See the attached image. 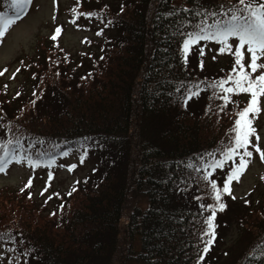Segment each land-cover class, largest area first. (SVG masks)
<instances>
[{
  "label": "trees",
  "instance_id": "obj_1",
  "mask_svg": "<svg viewBox=\"0 0 264 264\" xmlns=\"http://www.w3.org/2000/svg\"><path fill=\"white\" fill-rule=\"evenodd\" d=\"M5 1L2 11L8 8ZM92 1L98 5L105 2ZM237 2L122 0L116 6H94V14L120 28L117 41L111 40L99 56L96 52L85 53L83 62L82 56L77 59L64 53L61 58L54 56L48 64L38 65L41 68L35 72V80L41 89L35 92L39 95L34 104L33 99L17 108L19 100L13 102L5 88L0 90L4 137L33 145V156L45 154L40 157L41 165L50 156L56 158L75 148L82 152L87 149L88 154L96 147L106 149L111 145L109 155L115 156L113 163L104 162L75 184L70 199L58 197L60 203L50 210L49 221L40 224L37 215L22 208L20 225L4 239L21 242L42 264H116L117 252L123 264L127 263L126 255L134 260L133 264H211L204 255L202 260L197 258L208 237L204 236L203 241L200 238L207 215L201 211V199H196L206 189L211 196V188L187 165L202 164L201 157L209 159L205 153H218L234 135L239 106L229 110L232 105L218 98L221 89L210 85L235 73L232 69L222 78L219 74L209 78L190 72L187 67L192 60L187 58L186 64L182 63L179 53V29L187 18L195 21L196 12L218 11L221 6L227 8ZM185 7L191 9L190 17L179 12L165 19L169 11ZM204 79L212 80L207 84ZM197 86L199 94L207 93V99L201 107L204 112L194 119L185 111H192L196 105L185 107L182 101L187 90L196 91ZM181 95L182 113L171 117L170 109L177 106L174 104ZM226 115L231 116V122L222 131L219 121ZM134 131H140L139 141H135ZM131 138L136 152L133 167L125 163L120 168L117 164L123 159L122 153L128 156L125 149ZM95 139L104 142L95 146ZM195 173L198 180L193 178ZM165 177L170 178L167 185L158 183ZM131 186L144 195L145 201L137 202L128 222L123 223ZM177 187L184 190L177 191ZM40 210L45 212L44 208ZM161 231L163 236L156 234ZM244 231L247 239L251 229ZM257 233L258 229L252 230L254 237ZM248 247L240 264H264V230ZM217 257L214 253L212 258Z\"/></svg>",
  "mask_w": 264,
  "mask_h": 264
},
{
  "label": "rangeland",
  "instance_id": "obj_2",
  "mask_svg": "<svg viewBox=\"0 0 264 264\" xmlns=\"http://www.w3.org/2000/svg\"><path fill=\"white\" fill-rule=\"evenodd\" d=\"M95 1L97 3L101 2V0ZM102 1L116 6L122 0ZM180 1L183 2V0ZM103 3H99L100 5L94 4L92 0H32L21 18L8 27L4 38L0 40V72L3 73V75H0V90L5 88L4 91L9 94L13 102L19 100L18 105H15V107L20 108L19 104L28 105L33 99L34 102L38 99L39 93L33 95L38 89H41V86L35 80V72H38L41 68L38 65H44L45 62L48 64L54 56L61 58L60 54L64 53L72 54L77 59L82 56L83 62L85 53L96 52L99 56L102 48L108 46L111 40L117 41L121 37L120 28L117 25H111L91 11L94 6L101 7ZM89 12L92 13L91 17L83 15ZM57 27L62 30L57 35V39L53 41L51 36L55 34ZM97 33L100 34L97 35ZM222 47L223 45H219L214 41L194 42L188 55L189 61L192 60L193 63L191 65L188 63V70L200 77L208 76L211 78L214 76L212 74L225 76L226 72L232 70L235 66V60L231 54L221 52ZM234 49L235 45H233ZM247 59L248 55L245 53V61ZM5 69L7 71H4ZM17 69H20V71L17 72ZM247 71L250 70L247 69ZM258 74L259 71L253 75ZM210 80L212 79L207 80V84H210ZM182 96L177 97L180 98V101L174 104L177 106L170 109L171 117L176 118L182 113L179 107L182 106ZM231 96L232 101H237L238 104L236 102L229 110L236 108L237 105L239 110L247 106L248 94L240 93ZM206 97L207 93L202 92L188 100L186 107L191 104L196 105V108L192 107V111H185L190 118L196 119L204 112L201 107H204ZM259 107L260 111L257 114L254 116L250 114L252 127L256 130L251 139L255 144L256 136H259V146L264 150V96L260 97ZM230 117L226 115L220 119L219 127L222 131L230 124ZM1 122L0 117V134L3 132L5 136L6 130ZM141 123L144 126L146 124L143 119ZM194 123L197 132V122ZM140 129L142 128L140 127ZM139 133L140 131H134L135 141L140 140ZM3 138L5 141L8 135L3 137L1 134L0 141ZM93 141L95 146L104 142L97 139ZM109 141L112 142L113 140ZM110 146H107L106 149H97V147L94 150L92 149L91 153L85 156L83 163L80 162V152L78 149H74L69 150L67 156L50 168L37 167L32 169L26 161H23L20 164L10 165L5 172L0 173V264H42L32 258V260L27 261V257L22 256L23 249L26 250V247L20 248L22 249L20 254L13 252V249L9 247L10 243L4 237L20 225L19 217L21 214L19 211L22 208L29 210L34 216L37 215L38 220L36 222L40 224L49 221V214L52 213L50 210H54L60 203L58 197L64 200L70 199L72 195H69V193H73L71 188L75 183L78 181V184L81 183L93 174L97 168L102 167L104 162L108 164L114 162L115 156L109 155L112 151L109 150ZM125 150L128 156L126 153H122L121 158L123 159L117 166L122 168L125 163L128 165L131 163L130 167H133L132 161L135 159L136 152L132 138ZM250 150L253 151V156L249 159L248 167L243 171L239 181H232L231 195L222 194V201L227 207L224 211L217 213L219 222L215 225V238L209 249V252H211H208L205 260L210 261L211 264H214V261L216 264H221L222 261H224V264H240L249 248L248 244L261 235L264 230V161L260 159L259 154L254 149ZM69 165H76V167L69 171ZM50 172L52 173L51 177H49ZM211 172L210 179L214 178L218 186L222 188L223 178L227 174V167L224 171L216 169ZM193 178L198 180L199 175L195 173ZM29 179L32 181L31 186L25 187ZM19 193L26 194L29 197L20 196ZM202 194V196L197 194V197H203L199 200L200 204L215 205L216 202L212 197H209V193ZM142 196H144L142 193L135 190V186L130 187L127 208L122 219L123 223L128 222L129 212L132 211L136 203L140 200L145 201ZM233 196L235 199L232 198ZM145 205L146 203H143L142 207H145ZM229 205H232V208H229ZM40 208H44L45 212L44 210L41 211ZM203 212L206 215L210 214L206 208ZM14 215L15 220L12 219ZM248 227L251 231L247 232L248 238L246 239L244 230L247 229L248 231ZM217 229L219 230L218 234ZM257 229L258 233L254 237L252 230ZM214 253L218 255L216 259L212 258ZM227 253L231 254L226 255ZM117 259L119 261L116 264L119 262L123 264L120 261L118 252ZM124 263L133 264L134 260L128 259L126 255L124 256Z\"/></svg>",
  "mask_w": 264,
  "mask_h": 264
},
{
  "label": "snow or ice",
  "instance_id": "obj_3",
  "mask_svg": "<svg viewBox=\"0 0 264 264\" xmlns=\"http://www.w3.org/2000/svg\"><path fill=\"white\" fill-rule=\"evenodd\" d=\"M31 2L32 0H11V6L15 10V14L7 15L4 12H0V40L4 38L8 27L21 18L20 13ZM121 11H123V7ZM179 12H183L189 17L192 15L191 9L185 7L178 11L176 9L169 11L165 19L173 15L178 16ZM83 15L91 17L92 13H84ZM195 17V21L187 18V22L180 25L179 34L182 38V43L179 53L182 63L186 64L194 42L214 41L219 45H223L220 49L221 52L225 51V49L232 51L233 45H235L234 63L236 67L232 70L235 76L229 74L226 78H222L210 85V87L221 89L223 94L218 96V98L225 101V104L231 102L230 95H239L240 93L249 95L247 106L236 114L237 118L234 120L232 128L234 135L230 137L228 144L220 149L218 153H205L209 159L204 160L201 157L202 164L194 165L190 163L187 165L188 168H192L195 172L200 173L201 178L210 185L213 194L212 198L216 202L215 205H200L201 211L206 208L210 213L203 221L204 231L200 234V238L202 241L204 236H208L210 239L204 242L202 253L198 252L197 258L199 261L203 259V253L208 252L209 246L215 238L214 221L217 211H223L227 207L222 201V194L231 195L232 181H239L243 171L248 167L249 159L253 156V151L250 149H254L259 154L260 159L264 161V150L259 146V136H256L255 144L252 142L251 137L255 135L256 130L252 127V120L250 119V114L254 116L260 111L259 100L260 97L264 96V62H262L264 61V3H255L253 0H238L236 5H231L227 8L221 6L218 11L202 10L196 12ZM157 19H160L159 15H157ZM61 30L60 27L55 29V34L51 36L53 41L57 39V35L61 33ZM99 34L97 33V35ZM164 51H167V49H164ZM245 53L248 55L247 61H245ZM246 68L250 71H246ZM4 71L7 70L5 69ZM18 71L20 69H17ZM258 71V75H253ZM0 75H3V73L0 72ZM225 84H229L230 86L225 87ZM176 90L180 91V89ZM33 95L35 96L36 93H33ZM198 95V86L196 91L189 88L182 103L186 107L188 100ZM221 111H223V107ZM9 131L11 130L9 129ZM32 147L33 145L25 146L19 138L15 141H0V173L5 172L6 166L14 162L20 164L22 161H26L32 169L41 166L43 161L40 157L45 154L37 153L33 156L31 154ZM84 151L86 152L87 149H84ZM61 154L67 156L69 153L64 151ZM84 159L85 156L81 155L80 162L83 163ZM54 162L55 157L50 156L48 162L43 164V166L50 167ZM228 162H231V164ZM75 167L76 165H69L68 169L71 171ZM226 167L227 174L223 178L221 188L214 178L210 179L212 172L209 169L224 171ZM51 176L52 173L50 172L49 177ZM169 180L170 178L165 177L159 180L158 183L167 185ZM31 183L32 181L29 179L25 187H30ZM176 190L183 191L184 189L177 187ZM41 194L43 195V192ZM232 198L235 199L234 196ZM196 199L201 198L197 197ZM146 215L147 213H145ZM156 234L163 236L162 231Z\"/></svg>",
  "mask_w": 264,
  "mask_h": 264
}]
</instances>
